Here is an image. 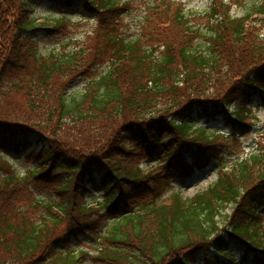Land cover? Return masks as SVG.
<instances>
[{"label":"trees","instance_id":"obj_1","mask_svg":"<svg viewBox=\"0 0 264 264\" xmlns=\"http://www.w3.org/2000/svg\"><path fill=\"white\" fill-rule=\"evenodd\" d=\"M214 2L205 13L207 22L198 26L181 5L163 0L143 16L147 23L156 24L155 28L143 24L138 37L129 38L112 34L108 27L128 11L129 4L122 0H0V172L7 174L0 179L2 264H90L88 258L94 257L68 248L90 227L88 223L65 233L61 226L66 221L77 222L75 215L82 220L92 216L93 223L99 222L103 213L110 227L102 228L105 233L100 236L110 247L101 250L98 260L195 264L192 257L198 260L212 249L202 263L217 264L221 256L227 264H235L234 250L241 248L245 260L255 254L253 261L264 264V238L257 233L259 227L230 218L229 226L219 230L216 222L230 205L236 206L235 213L242 217L258 218L256 209L264 206V185H254L264 181L262 144L258 142L230 172H220L212 186L191 199L173 192L171 185L174 176L191 177L200 168L194 157L203 155L191 149L192 144L199 142L198 146L210 149L222 137L198 128L199 122L226 116L234 123L235 132L239 128L242 134L248 133L251 129L245 118L249 103L245 100H264V36L257 41L250 30L253 22H264V3L252 2L246 14L236 19L229 12L238 0ZM45 6L61 14L56 17L52 10L44 21L31 17ZM66 11L81 21L98 20L108 31L86 36L75 44L79 48L59 44L41 52L42 42L35 36L66 37L63 30L73 19L62 13ZM11 12L13 19L9 18ZM178 31L184 35L175 36ZM144 37L147 45L142 44ZM247 44L253 45L242 52ZM160 49L161 56L156 53ZM252 60H256L252 69L231 87L227 97L200 101L204 93L196 84L210 80L213 74L218 78L220 70L233 73L250 66ZM236 61L240 68L232 70ZM78 79L91 80L87 81L89 87L69 94L67 84ZM240 96L243 102L237 104L234 114H228ZM162 103L163 113L150 110ZM154 114L159 117L140 122ZM101 117L111 120L110 127L126 120L118 130H124L129 139L97 150L99 155H89L84 150L88 130L80 126L99 122ZM194 130L197 133L193 134ZM44 133L57 139L58 149L44 150ZM173 144L175 148L169 152ZM122 154L138 155L147 166L154 160H159L158 165L165 161L167 171L150 168L143 176L140 163L130 164L132 160L127 162ZM16 156L30 165L23 175L5 161ZM27 187L47 199L35 196ZM257 188L262 192L260 198L253 195L254 199L247 201ZM96 189L111 192V196L95 205L92 195ZM115 189L118 191L113 192ZM168 192V203H160ZM148 196H152L151 204L142 205L138 212L129 208L133 198L138 204ZM89 237L98 240L94 234ZM130 245L138 249L136 253H129L126 247Z\"/></svg>","mask_w":264,"mask_h":264},{"label":"rangeland","instance_id":"obj_2","mask_svg":"<svg viewBox=\"0 0 264 264\" xmlns=\"http://www.w3.org/2000/svg\"><path fill=\"white\" fill-rule=\"evenodd\" d=\"M80 1V0H79ZM124 3H128L129 6L127 7V12H122L119 14V19L117 21H113L110 26H108L111 29L112 34L115 35H120V36H128L129 38H134L138 37L141 27L143 24H147L149 28L154 29L156 24H149L146 21H144L143 16L146 14V12L149 11L150 7L154 4L156 5H161V2L163 0H123ZM173 2L176 5H181L185 12L188 13L189 18L191 19V22L193 24H197L198 26H204V24L207 22V18L205 16L206 11L208 10L211 5H215L214 0H169ZM35 2V0H34ZM252 2H263L264 0H238V4H232L231 10H230V15L233 16L236 19L242 18L246 14V7L247 5L251 4ZM41 6V5H39ZM55 11V16L59 17L61 14L60 10H57L53 7L50 6H45V7H40L35 10L33 15L31 16L34 19H39L40 21H44L45 16L48 15L47 13ZM68 14L70 17H73L71 19L70 24H68L67 28L63 30L64 33H66V37L63 38L61 36H53L51 38H46L45 36L43 37H37L35 36L36 39L41 40V52H44L49 49H54L61 45H65L66 48H79L80 46H76L75 44L78 43L79 41H84L86 36L90 34H94L95 32H100L101 34H105V32L108 31L107 27L101 23L98 20H91V21H81L82 19L73 14L71 11H66L62 12ZM13 13L11 12L9 15L10 19H13L14 16L12 15ZM117 14V15H118ZM116 15V18H117ZM77 16V17H75ZM264 18V16H263ZM260 19V18H259ZM255 20V18L253 19ZM256 21V20H255ZM260 20H257L256 22H253V27L250 29L252 33V37L256 38L257 41L260 37L264 36V22H260ZM146 22V23H145ZM184 35V33L178 31L175 33V36L177 35ZM65 43H68L65 44ZM142 44L147 45L146 37L143 38ZM253 44H247L244 47V50L242 52L249 51L251 49L250 46ZM63 46H61V49H63ZM162 49L157 51L156 53L161 56ZM256 60H252L250 62V66H247L243 69L236 70L235 72L231 73L230 70H220L222 74L217 78L213 74L211 78H208L210 80H205L203 83H198L196 84L199 86L198 89L201 93H204L202 97L203 99H200V101H206V100H212L215 98L219 99L225 95V97L228 96V94L231 92V87L244 75H246L250 69H252L253 66L252 63H254ZM239 62L236 61L233 63L231 66V69L233 70L235 67L240 68ZM106 70V67L100 69L99 71L102 73ZM145 75L147 76L148 68L144 70ZM91 80H76V81H70L67 85L69 86V94H78L85 92L87 88L89 87L88 82ZM189 93L193 91H188ZM244 93L242 92V96ZM242 96L240 98H237L234 100V105L229 108V113H235L236 111V106L238 103H242ZM245 103H249L248 105V115L245 118V123L247 125V128L251 129L250 132L242 134L241 130L238 128V130L235 132L233 130L234 123L232 124V121L227 118L226 116H218V119L211 120L210 117H206L202 122L198 123V128H204L209 131H212L214 133H221L223 136L219 137L215 140V143L212 144L210 149H207L203 147L202 145H197V144H192L190 147L191 149L196 150L200 155H203L201 159L199 157H194V161L196 159L197 163H199L200 168H197V172L193 175L191 178H180L178 176H174L172 186L174 188V192H179L182 194L184 198H193L195 195L198 193L206 191L210 186L214 184V182L218 178V173L223 170V168L227 169L229 168V172L233 169L232 166L236 165L243 157L248 155L250 152L253 151L255 148L254 146L258 144H262V147L264 148V100L255 98L252 101L249 99L245 100ZM163 103L156 108H151V111H162L165 107H162ZM148 110V109H147ZM148 110V111H150ZM176 110V108L174 109ZM173 111V110H171ZM170 112L169 115H170ZM167 116V115H166ZM159 115H152V116H147L145 119L141 118L140 122L141 123H147L151 118H158ZM138 121V120H137ZM126 120H121L116 122L112 127H110L111 120H105L104 117L100 118L99 122H92L91 124L88 123L85 126H80L81 129H87L88 132H86V140L87 143L84 146V150L86 153H89V155H99L97 153V150L101 151L104 149H107L111 144L114 145H122L126 139H129L126 137L124 130H118L121 124H124ZM135 123H139L136 122ZM246 128V129H247ZM80 129V128H78ZM245 130V128H242ZM117 130V131H116ZM197 132L198 130L195 129ZM194 130V131H195ZM193 132V134L197 132ZM82 132V131H79ZM84 133V132H83ZM44 137L43 139L46 140V147H44V150L47 149V151L50 150L51 147H54L55 149H58V144L56 142V138L53 137L52 135L48 133L43 134ZM115 135V136H114ZM125 135V136H124ZM126 137V139H125ZM56 139V140H55ZM61 139V138H59ZM85 140V141H86ZM179 143V142H178ZM177 143V144H178ZM34 143L30 142V146H33ZM40 147V145L38 146ZM60 148V146H59ZM175 146L173 144V147L169 150V152H172L174 150ZM166 151V148L164 149V152ZM140 153V152H139ZM166 153V152H165ZM164 154H162L161 157ZM124 160L129 162V160H132V163L130 164H138L140 163V168L142 169V174L143 176H146L148 173L147 167L145 164L142 162V158L138 155H124ZM220 157V158H219ZM217 158V159H216ZM17 160V161H16ZM6 163H8L9 166H11L12 170H15L18 174L22 173L24 174L26 171H28V164L27 159H23L21 156H16L15 160H5ZM155 161V160H154ZM152 161L151 166L153 167V172H165L167 171L166 162L164 161L162 165H157L156 162ZM189 163H192V156H190V159L188 160ZM154 162V163H153ZM5 163V162H4ZM149 163V162H148ZM227 172V173H229ZM171 173V172H170ZM4 176H7L5 173L0 172V179ZM151 182V181H149ZM152 183V182H151ZM261 184L264 185V181L258 180V182L255 183L254 186ZM44 187V186H41ZM253 186H251L252 188ZM258 187V188H259ZM46 188V187H45ZM256 189L255 191L252 190L251 193L247 196V201H251V198L254 199L255 196L257 195L259 197V189ZM27 190H31L35 193L34 189H30L29 187L26 188ZM47 191V189H46ZM118 189H115L113 192H117ZM13 193H22L21 191H14ZM169 193V192H168ZM35 196L41 197V199L45 200L47 199V196L43 194H36ZM93 199H94V204H100L101 199L103 197H110L111 192L108 194L106 191H100L96 189V192H93ZM169 194H165L162 198H160V203L162 202L163 204L167 203L165 200L168 198ZM260 198V197H259ZM151 199L152 196H148L145 199L139 200L137 204V200L133 198V202H131L129 208H133L137 210L136 212L139 211V207L142 205H148L151 204ZM264 199V198H263ZM34 201V198H33ZM255 202V200H253ZM264 205V204H263ZM257 208V206H254ZM258 210L257 212L259 213L258 218L255 219H247L246 216L242 217L241 213H235L234 209L229 206L227 210L224 212V218L221 217V219H216V222L218 223L219 229L222 227L228 226L229 219L233 218L235 223H242L243 224H249V225H256L259 227L257 233L260 236V238H264V206L261 208L256 209ZM34 211V210H33ZM105 214L100 215V220L99 222L93 223V217L89 216L88 218H84L83 220L81 218H78V215H75L73 220L77 222H72V221H66L62 224L61 226V232H72V228H83V223H88L90 227L87 229L83 230L84 234L78 238V240L74 239L72 243L69 244L68 248L73 249V250H83L85 253H88L90 257H94L93 260L91 258H88L90 260V264H129L127 259H121L120 262H109L108 259L102 258L101 260H98L97 258L100 259L101 255H98V251L100 252L101 250L105 252L106 248L110 247V244L107 243V240L104 238L100 239V235L104 234V231L102 228H109L110 224L109 221H107L104 218ZM224 219V220H223ZM225 225V226H224ZM241 225V224H240ZM208 230L210 231L211 228L209 227ZM95 235L98 237V240H93L89 235ZM128 247V248H127ZM126 249L129 250V253L132 252L133 254L137 252V248L133 247L132 245L127 246ZM192 250V249H191ZM188 249V251H191ZM192 252V251H191ZM102 253V252H101ZM207 253H212V249H209L208 252H205L204 255L206 256ZM4 253V247L0 245V264H2V261L4 260L3 258ZM242 253L240 252L239 248H236V251L234 253V259L237 261L238 264H243L242 263ZM127 255V254H125ZM191 256V255H190ZM204 256V257H205ZM255 254H251V257H254ZM192 257V256H191ZM200 258L198 260H194L193 257L191 258L195 264H207L205 262L202 263L203 258ZM97 259L98 261L96 262ZM201 261V262H200ZM131 263V262H130ZM225 263L222 259H220V262L217 264H222ZM210 264V263H209ZM226 264V263H225ZM247 264H255L252 262V259L247 263Z\"/></svg>","mask_w":264,"mask_h":264}]
</instances>
